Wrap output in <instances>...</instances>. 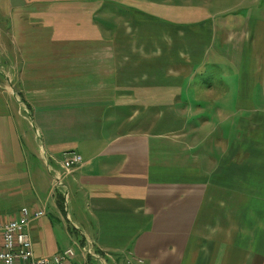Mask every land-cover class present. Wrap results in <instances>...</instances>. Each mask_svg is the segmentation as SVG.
I'll return each instance as SVG.
<instances>
[{
	"label": "crops",
	"instance_id": "crops-1",
	"mask_svg": "<svg viewBox=\"0 0 264 264\" xmlns=\"http://www.w3.org/2000/svg\"><path fill=\"white\" fill-rule=\"evenodd\" d=\"M138 1L0 0V225L42 209L35 256L73 264H264V74L215 42L246 21Z\"/></svg>",
	"mask_w": 264,
	"mask_h": 264
},
{
	"label": "rangeland",
	"instance_id": "rangeland-1",
	"mask_svg": "<svg viewBox=\"0 0 264 264\" xmlns=\"http://www.w3.org/2000/svg\"><path fill=\"white\" fill-rule=\"evenodd\" d=\"M155 2H159L161 4H168L171 9H174L171 15L167 14L166 11H164V7L160 6L157 7V12H155L150 5L151 2H147L144 0L138 1L137 3H134L136 6L147 10L149 13L157 14L159 17L163 18V20H169L172 22V20L181 22L187 20H194L195 18L191 17H179L177 16V13L187 10H197L201 13L200 18H205L206 21L212 22L213 25H216V22L220 18H226L229 19L232 17V15H236L237 18L240 20L241 25L245 24L244 21H246V28L247 33L249 32V36L246 39H242L240 44L243 43L239 48H233L234 44L232 43H224L220 41L219 43V30L217 29L215 33V42L217 44L216 49L219 50V45L222 48V52L225 56L234 57V59L237 58L239 61H241L239 64H237V68L241 70L242 68H250L252 67V61L254 60V66L256 70V74H259V76H256L257 78L260 77V75L264 74V0H153ZM235 13V14H234ZM6 18L3 16H0V25L1 26H7ZM231 35L234 36L235 31L231 29ZM247 35V34H246ZM232 38V37H231ZM230 38V39H231ZM207 63L205 64V69L207 68V83L208 81L211 83H217L219 82V72H229L228 71V65L225 60L219 61L216 58L210 59L207 58ZM248 61L250 64L248 65ZM240 67V68H239ZM220 70V71H219ZM255 72H252V76ZM244 80H242L243 82ZM188 119L196 120L201 119V112L200 115L197 111H194L190 113V115L187 114L186 116ZM31 170L34 171V168L31 166ZM35 174V173H34ZM48 175V183L47 186L50 187L51 184V177L50 173ZM40 179L39 174L37 173L36 180ZM40 181L38 180V183ZM54 185V184H53ZM52 185V188H53ZM54 188L56 186L54 185ZM73 229L71 226L69 228V231L78 237L77 231H72ZM61 244V242H60ZM70 247L68 249L71 250L73 253V256L75 255V258H78L79 251L76 250V246L74 243L69 244ZM85 255V253H84ZM72 256V258H73ZM105 259V258H104Z\"/></svg>",
	"mask_w": 264,
	"mask_h": 264
},
{
	"label": "built area",
	"instance_id": "built-area-1",
	"mask_svg": "<svg viewBox=\"0 0 264 264\" xmlns=\"http://www.w3.org/2000/svg\"><path fill=\"white\" fill-rule=\"evenodd\" d=\"M62 172L54 175V185H61V177L72 172L81 163L77 153L66 152L60 159ZM42 209L31 211L26 206L19 209L17 216L0 225V264H69L73 253L66 249L52 257H37L33 253L31 222L42 217ZM140 262V260H138Z\"/></svg>",
	"mask_w": 264,
	"mask_h": 264
},
{
	"label": "bare ground",
	"instance_id": "bare-ground-1",
	"mask_svg": "<svg viewBox=\"0 0 264 264\" xmlns=\"http://www.w3.org/2000/svg\"><path fill=\"white\" fill-rule=\"evenodd\" d=\"M32 248H33V240H32ZM66 249H68V248H66ZM66 249H64V250H66ZM63 250V251H64ZM33 253H34V251H33ZM35 255V254H34ZM56 255H58V254H56ZM53 256H55V255H53ZM37 257H41V256H37ZM44 257H52V256H44ZM74 257V256H73ZM71 260H72V258L69 260V264H73V263H71ZM138 260H140V259H136V261L138 262ZM141 261V260H140ZM138 263H140V262H138ZM125 264H130V260H127L126 262H125Z\"/></svg>",
	"mask_w": 264,
	"mask_h": 264
},
{
	"label": "trees",
	"instance_id": "trees-1",
	"mask_svg": "<svg viewBox=\"0 0 264 264\" xmlns=\"http://www.w3.org/2000/svg\"><path fill=\"white\" fill-rule=\"evenodd\" d=\"M62 197H61V200H60V202L62 203ZM69 228H70V226H69ZM72 231H75L74 229H71ZM84 241L81 239L80 240V243L82 244ZM90 259H91V257L89 256V255H86V261H90Z\"/></svg>",
	"mask_w": 264,
	"mask_h": 264
}]
</instances>
